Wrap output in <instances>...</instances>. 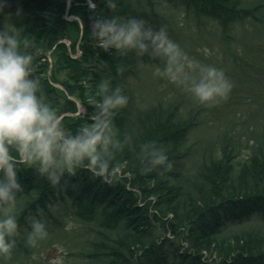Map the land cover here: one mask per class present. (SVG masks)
Instances as JSON below:
<instances>
[{
    "label": "trees",
    "instance_id": "trees-1",
    "mask_svg": "<svg viewBox=\"0 0 264 264\" xmlns=\"http://www.w3.org/2000/svg\"><path fill=\"white\" fill-rule=\"evenodd\" d=\"M87 1L0 0V30L11 23L28 41L32 77L40 80L46 102L61 115L66 131L74 134L91 123L95 106L89 101L101 99L103 80L128 98L113 116L127 143L114 151L120 172L112 183L81 166L53 186L34 167L17 164L24 191L17 194L20 227L9 264L47 261L44 253L62 233L79 237L75 249L60 241L70 251L65 264H264V130L248 123L260 108L242 123L245 134L234 130L239 121H230L191 167L189 138L196 126L191 114L182 112L179 97L149 103L143 93L145 67L163 66V61L135 50H105L90 28L93 17L142 18L157 30L164 26L186 53L193 50L192 39L212 34L218 46L213 58L222 59V68L228 63L245 68L246 76L260 84L248 93L264 98V0H112L115 8L107 6L108 0H91L95 12ZM68 13L83 24L68 21ZM70 37L79 43L69 49L63 41ZM77 47L82 53L75 58ZM59 73L65 76L63 89L54 85ZM244 139L254 144L240 158ZM145 143L166 152L170 171H142L140 146ZM33 216L46 222L49 232L36 248L25 240ZM68 223L78 227L67 230Z\"/></svg>",
    "mask_w": 264,
    "mask_h": 264
},
{
    "label": "clouds",
    "instance_id": "clouds-1",
    "mask_svg": "<svg viewBox=\"0 0 264 264\" xmlns=\"http://www.w3.org/2000/svg\"><path fill=\"white\" fill-rule=\"evenodd\" d=\"M107 6L116 5L108 0ZM90 9L95 12L96 5L90 4ZM75 22L83 24L79 16ZM90 28L91 36L105 50H135L138 56L147 53L162 60L163 66L154 67V76L182 87L200 104L213 106L228 99L232 83L225 73L190 57L169 37L164 26L157 30L142 18L122 22L113 16L93 17ZM27 45L18 28L6 22L0 30V264L12 260L15 237L19 235L17 194L24 188L18 179V163L34 167L53 186L81 166L94 177L112 183L120 172V165L113 163L114 151L127 143L120 139L113 124L115 111L128 103L120 88L112 90L110 81L103 80L99 85L101 99L89 101L95 106L91 123L70 133L58 111L46 102L40 80L32 77L34 57ZM124 70L123 66L118 68L120 73ZM140 153L145 174L173 167L166 152L151 143L142 144ZM29 227L25 229L29 247L36 248L48 239L43 220L30 217ZM49 264H64V258L58 255Z\"/></svg>",
    "mask_w": 264,
    "mask_h": 264
},
{
    "label": "rangeland",
    "instance_id": "rangeland-1",
    "mask_svg": "<svg viewBox=\"0 0 264 264\" xmlns=\"http://www.w3.org/2000/svg\"><path fill=\"white\" fill-rule=\"evenodd\" d=\"M66 16L68 21H74L75 17H77L71 13L66 14ZM209 37L210 38L202 37L197 41L192 39L193 50L187 54L199 62L206 65L215 66L225 73L226 77L232 83L233 90L230 91L226 101H222L219 104L213 106L200 104L182 87H178L164 78L154 76L153 73L155 66L145 67L146 70L144 72L145 80H143V86L146 88L145 92L143 93L148 95L147 100L150 99L149 103H154L157 100L162 103H167L174 100L178 101L179 97L181 104H183V106H181L182 112H184L187 117H189L191 114L190 120L195 122L196 126L193 129V134H191L189 138V145H192V148H194V151H192L189 156L188 162V165L190 164L191 167L192 162H194V158L197 159L196 157H199L200 151L202 154L203 151L213 148V142L215 140L218 141L219 135L226 131V126L230 121H239L234 127V130H236L238 135L241 134L242 136L245 134L242 123L247 121V119L252 115L253 110L260 108L261 112H258L252 118V122L249 121L248 123L249 125L254 124L261 130H264V98L258 95L253 96L248 93V91L251 89L259 90L260 84L258 85L257 81L249 79V77L246 76L245 68H240L243 71H239L238 69L233 68L230 63L223 66L222 68V59L219 57L213 58V48L214 46H217V44H213L212 34H209ZM70 39L66 38L63 41V43H65L69 49L75 41H78L77 43H79V40H76L74 37H70ZM49 75L51 76V72ZM57 78L58 82H55L54 85L59 89H63L64 86L62 82L65 80L64 74H57ZM261 86L263 88V85ZM78 103L81 104L80 102ZM244 140H246V146L241 147V153L239 155L240 158L246 156L250 152L249 147L254 144L253 140ZM77 227L78 226L75 223H68L66 229L73 231ZM61 240H63V242H67V245H70V249H75L73 245L76 246L79 243V237L77 234L76 236L72 234L71 236L66 237L62 233L58 236L55 245L44 253L43 259L47 261L40 262L38 264H49V261L58 255L63 256L65 260V254L70 251L63 247V242H60ZM45 254L48 255L47 259ZM28 264L30 263L28 262Z\"/></svg>",
    "mask_w": 264,
    "mask_h": 264
}]
</instances>
